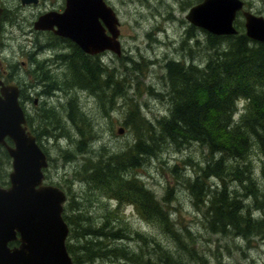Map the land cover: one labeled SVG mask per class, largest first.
<instances>
[{
  "label": "trees",
  "instance_id": "obj_1",
  "mask_svg": "<svg viewBox=\"0 0 264 264\" xmlns=\"http://www.w3.org/2000/svg\"><path fill=\"white\" fill-rule=\"evenodd\" d=\"M235 25L238 31L232 34L204 29L202 48L206 57L201 67L168 58L162 65L168 78V95L162 97L168 108L153 118L144 114L140 101L129 93L131 74L148 70L152 60L119 54L127 70L119 71L101 60V54L118 55L116 52L88 54L68 39L77 58L72 62L69 52L62 58L71 74L58 88L65 94L73 89L76 93L73 91L60 108L50 107L57 116L46 109L40 111H45L52 128H58L51 131L54 138L71 140L73 151L64 149L63 156L69 161L78 159L74 167L77 176L72 179L86 185L87 199L101 202L100 215L95 217L77 207L69 184L64 187L67 199L62 214L69 225L66 246L73 264L105 258L135 264H209L210 258L201 253L196 232L183 220L180 209L171 207L176 185L169 182L162 197H158L141 178L147 160L158 158V153L165 152L169 145L190 149L200 144L203 148L201 159L190 150L192 155L174 162L160 158L162 170L177 173L174 182L182 184L188 193L203 230L238 237L246 241L247 248L253 238L264 239V166L260 169L263 182L259 183L251 161L253 149L264 157V41L247 36L243 20L238 17ZM191 28L186 30L188 37ZM54 86L57 84H48L47 91ZM77 90L96 96L98 111L105 117L112 115L121 98L124 111L119 123L130 138L115 147L102 143L101 130L90 116L94 113L90 111L89 115L84 110ZM147 91L154 92L151 84ZM36 134L41 135L38 130ZM97 140L100 144L93 148ZM127 205L133 207L139 219L156 227L158 238L152 235L149 239L132 225L125 213ZM130 240L141 243L137 251ZM215 258L220 260L222 253Z\"/></svg>",
  "mask_w": 264,
  "mask_h": 264
},
{
  "label": "rangeland",
  "instance_id": "obj_2",
  "mask_svg": "<svg viewBox=\"0 0 264 264\" xmlns=\"http://www.w3.org/2000/svg\"><path fill=\"white\" fill-rule=\"evenodd\" d=\"M110 1L117 7L120 18L121 35L119 39L122 47L121 54L131 55L141 59V61H153L148 67V70L143 68L140 73H136L135 75L131 74V87L129 93L133 94L138 101H140L142 111L147 117L153 118L155 115L165 113L168 106L167 101L163 98L168 95L165 85L168 83V78L166 75V66H164L166 71L164 76L162 65H165L168 58H173L186 63V65L196 64L201 67L206 57L202 48L205 41V30L197 26L191 28L189 21L185 18L187 8L198 0ZM245 1L246 9L264 15V0ZM8 3L10 6L18 5V0H9ZM30 9L31 8L27 6L22 10L25 15H27V18L31 17L29 14ZM237 16L241 21L243 20L241 12H238ZM29 27V22H25L24 28L29 30ZM188 28H191L190 32H192L189 37L186 34ZM12 35L13 36L8 38L2 47L5 53L4 55L7 57L4 59V62L13 61L20 63L21 59H26L21 58L23 55L19 53L20 45L24 42V35L20 33L17 27H13ZM190 48H192L193 51ZM120 56L123 55H115L112 53L110 55L102 54L104 62H107L109 65H114L119 71H127L122 65V58ZM28 64V61L25 64L20 63L18 67V77L25 80L27 83H25V86L32 83L30 80L27 81L28 78L26 77V69H29L27 66ZM38 66L43 68L45 65ZM65 70L66 65L62 63L56 71L58 75H62ZM47 83L50 84L51 81L47 80ZM150 84L154 91L152 94L147 91V85ZM38 89L39 87L37 86L35 92ZM52 90L55 91L53 94L42 95L38 98L37 103L34 104L31 102L30 108L29 106L27 107L30 115L33 117L34 125L37 123V130L41 133L40 136L43 138L42 142L45 144L44 149L47 151L46 153L48 155V166L45 169L44 181L60 185L64 190V187L67 188L69 184L71 191L74 192V200L75 203L78 204L77 207L85 211H90L91 214L96 217L100 215V200L87 199L85 196L88 190L86 185L77 179H72V177L77 176L74 167H76L78 159L69 161L65 160L63 156L64 149L73 151L70 138L61 137L59 140L54 138L51 131L57 130L58 128H52L45 111H40L41 107L43 110L46 109V111L53 112L50 108L51 106L55 105V107L60 108V104H64V101L69 95L71 93L73 94V91L76 93V91L73 89L71 93L65 94L64 89L55 88ZM69 90L71 89L69 88ZM77 94L83 104L84 110L88 111L89 115L90 111L94 113V117L92 115L90 116L93 123L96 124L97 130H101L102 143L115 147L122 145L126 141V138H130V134L127 130H123L121 133L117 132V128L121 126L119 120L122 118V111H124L121 98L117 100L112 115L110 117H105L102 111H98L100 106L97 103L98 100L96 96L93 94L89 95L86 90H77ZM162 95L164 97H162ZM239 107L242 108V102L239 103ZM70 130V134L75 138L76 135L73 129ZM98 144H100V142L97 140L92 147L95 148ZM189 150L196 158L201 159L203 157V148L200 144H194L190 149H176L172 147V145H169V147L165 149V152L161 150L158 153V158L154 157L151 158L150 161L147 160L148 163L142 168L141 178L155 191L158 197H162L169 182L170 184L176 185V199L171 203V207L173 210L176 208L177 210L180 209L183 220L187 221L191 225L192 230L196 232L201 253L210 258L209 264H264V239L253 238L247 248L244 245L246 241H242L238 237L232 239L231 237H222L221 234H209L203 230L199 223V215L196 214L194 208L190 204L188 193L182 184L174 182L177 173L172 174L162 170L160 167L161 157L163 159L169 158L170 162H174L188 155L190 153L188 152ZM78 157L79 155H77V158ZM251 161L256 170L257 180L259 183H262L263 175L260 169L264 166V157L256 149H253L251 152ZM194 167L197 168V165L194 164ZM210 181L214 182V178H211ZM236 184L239 185L238 183ZM230 187H233V183H230ZM80 203L85 207L81 206ZM115 204V201H113L112 205ZM125 211L127 219L135 228L144 232L149 239H151L152 235L158 238L156 227L151 223L139 219L131 205H127ZM254 214H258V212H254ZM173 216H175L174 213L172 214V217ZM208 237L210 238L207 241L206 239ZM161 238L164 243H166V238ZM129 244L136 251L141 245L140 242H135V240H130ZM236 246H240L241 249H237ZM221 253L222 258L217 260L215 258L216 254ZM127 261L128 262H125L123 259L112 260L105 258L86 264H135L133 261Z\"/></svg>",
  "mask_w": 264,
  "mask_h": 264
},
{
  "label": "water",
  "instance_id": "obj_3",
  "mask_svg": "<svg viewBox=\"0 0 264 264\" xmlns=\"http://www.w3.org/2000/svg\"><path fill=\"white\" fill-rule=\"evenodd\" d=\"M240 11L246 35L264 41V16L245 9L244 0H198L185 18L212 33L232 34L238 31ZM34 26L68 37L87 53L109 49L121 54L119 20L106 0H66L63 11L40 14ZM0 90V142L12 157L10 185H0V264H73L66 246L69 225L62 214L66 191L43 182L48 158L26 129L19 86L2 83ZM17 237L18 244H8Z\"/></svg>",
  "mask_w": 264,
  "mask_h": 264
},
{
  "label": "flooded vegetation",
  "instance_id": "obj_4",
  "mask_svg": "<svg viewBox=\"0 0 264 264\" xmlns=\"http://www.w3.org/2000/svg\"><path fill=\"white\" fill-rule=\"evenodd\" d=\"M8 2L9 0H0V55L2 56V58L0 56V88L2 86V83L3 84L16 83L19 86V100L21 106L24 109V114L26 118V129L35 135L37 143L41 146V148L45 152H47L44 149L45 144L42 142L43 138L36 134L37 124L34 125L33 117L30 115L29 109L27 107L29 106L30 108L31 102L34 104L37 103L38 98L40 96L46 94H53L55 92L52 89H49V91H47V85H48L47 80H50L51 83H56L57 86H54L56 88L59 87L61 81L63 80L67 81L70 77L69 75L71 74L70 68L65 70L62 75H58L56 70L58 69V67L61 66L62 63H64L62 58H65V55L68 52L70 53L71 60L73 59L72 62H75L76 60L75 58L77 57H75L74 55L75 51L70 41H68L69 39L68 37L55 33L52 29L49 28H45V29L36 28L34 26V22L39 17L40 14L46 11H50V10L63 11L66 0H18V5H12V6H10ZM106 2L109 3L115 10V13L119 20V29H120V18L118 15L117 7L110 0H106ZM27 6L31 8L29 13L31 16L30 18H27V15H25L24 11H22ZM27 21L29 22V26H30L29 30L24 28V23ZM13 27H17L20 33L24 35L23 36L24 42L20 45L19 53L23 55L21 58H26V59H21L20 63L25 64L27 61L29 62V64L27 65L29 69H26V77L28 78L27 81L29 80L32 81L31 84H28L26 86H25L26 83L25 80L20 79L18 77V72H19L18 67L20 63L13 61H9L6 63L4 62V59H6L7 57L6 55H4L5 54L4 49L2 47L6 43V40L13 36L12 35ZM106 31L108 30L106 29ZM120 35H121V31L119 33V37ZM71 42L75 43L73 40H71ZM105 51L106 50H103L101 52H97L94 54L99 55L100 53H104ZM101 60L104 62L103 58ZM38 65H45V66L41 68ZM37 86L39 87V89L35 92V88ZM5 139L7 143L13 145V141L7 135L5 136ZM46 167L43 168L44 183H48L44 181ZM11 169H12V157L10 156L5 144L0 142V185L1 186L6 187L10 185L9 172L11 171ZM18 234L19 232H17V236ZM19 242L20 240L17 237L16 239L9 240L8 244L14 245V244H18Z\"/></svg>",
  "mask_w": 264,
  "mask_h": 264
},
{
  "label": "bare ground",
  "instance_id": "obj_5",
  "mask_svg": "<svg viewBox=\"0 0 264 264\" xmlns=\"http://www.w3.org/2000/svg\"><path fill=\"white\" fill-rule=\"evenodd\" d=\"M245 2H246V1L244 0V8L246 9V7H245ZM246 4H247V3H246ZM208 32H210V31H208ZM211 33H212V32H211ZM44 152H45V151H44ZM45 153H46V152H45ZM46 155H47V154H46ZM47 156H48V155H47Z\"/></svg>",
  "mask_w": 264,
  "mask_h": 264
}]
</instances>
